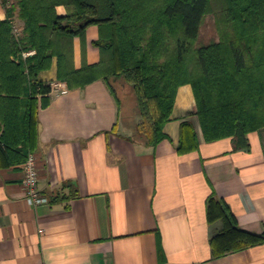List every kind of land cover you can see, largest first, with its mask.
I'll return each instance as SVG.
<instances>
[{
	"label": "crops",
	"instance_id": "crops-1",
	"mask_svg": "<svg viewBox=\"0 0 264 264\" xmlns=\"http://www.w3.org/2000/svg\"><path fill=\"white\" fill-rule=\"evenodd\" d=\"M56 10L65 14L62 6ZM6 18L0 2V19ZM97 38V27H89L84 57L80 39L73 40L75 69L99 61ZM56 72L54 58L39 78L57 82ZM66 90L49 93L38 112L34 154L48 204L25 201L26 160L9 163L0 151V264H159L158 236L165 264H264V245L212 258L209 240L221 225L206 218L213 189L240 227L264 233V129L249 133V152H234L230 139L206 143L186 84L163 127L167 139L151 147L128 140L133 128L105 81ZM185 121L198 149L178 154Z\"/></svg>",
	"mask_w": 264,
	"mask_h": 264
},
{
	"label": "trees",
	"instance_id": "trees-1",
	"mask_svg": "<svg viewBox=\"0 0 264 264\" xmlns=\"http://www.w3.org/2000/svg\"><path fill=\"white\" fill-rule=\"evenodd\" d=\"M0 2L7 14L0 19V151L9 163H22L37 149L38 112L50 93L39 75L54 58L57 82L67 89L103 80L120 104L114 84L130 87L139 116L132 143L155 147L167 139L163 127L186 84L206 143L230 139L234 152H249V133L264 129V0ZM13 15L22 22L19 32ZM207 24L213 33L205 39ZM91 26L98 29L92 45L100 59L75 69L73 40L80 39L84 57ZM197 149L192 125L182 122L177 153ZM211 190L207 223L221 225L209 240L212 258L264 245V233L240 227L229 204ZM157 253L165 264L159 236Z\"/></svg>",
	"mask_w": 264,
	"mask_h": 264
},
{
	"label": "built area",
	"instance_id": "built-area-1",
	"mask_svg": "<svg viewBox=\"0 0 264 264\" xmlns=\"http://www.w3.org/2000/svg\"><path fill=\"white\" fill-rule=\"evenodd\" d=\"M20 29H15V32H19ZM34 52H29L25 54L26 56L32 55ZM50 87L51 93H59L64 94L67 92V88L65 89L59 82H51L48 83ZM23 171V181L22 187L24 191L25 201L31 206H39L43 204H48V199L41 195V192L38 188V167L37 160L34 153L28 155L26 161L22 165Z\"/></svg>",
	"mask_w": 264,
	"mask_h": 264
},
{
	"label": "rangeland",
	"instance_id": "rangeland-1",
	"mask_svg": "<svg viewBox=\"0 0 264 264\" xmlns=\"http://www.w3.org/2000/svg\"><path fill=\"white\" fill-rule=\"evenodd\" d=\"M202 33V36H204L205 39L210 38L213 33L211 30V26L207 24L206 27L203 28ZM114 86L117 90V96L121 104V118H123V120H126V125L129 128H133L134 125L139 121L133 93L130 87L122 84L121 81L118 84H114ZM128 131L130 133L131 130L128 129Z\"/></svg>",
	"mask_w": 264,
	"mask_h": 264
}]
</instances>
